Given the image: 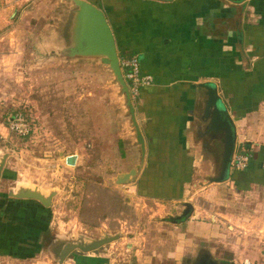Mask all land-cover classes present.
Listing matches in <instances>:
<instances>
[{"label":"rangeland","instance_id":"374dc122","mask_svg":"<svg viewBox=\"0 0 264 264\" xmlns=\"http://www.w3.org/2000/svg\"><path fill=\"white\" fill-rule=\"evenodd\" d=\"M16 6V16L0 30V157L7 154L4 173L11 179L0 184V198L15 187L14 180L46 196L55 191L44 218L51 232L90 237L119 232L120 238L101 248L100 254L84 258L102 256L110 264H189L194 250L201 247L227 264L231 258L225 240L241 234L226 227L220 233L226 237H209L213 224L224 219L229 226L233 220L222 217L228 208L214 203L216 195L210 189L199 192V197L195 194L201 178L189 190L192 213H197L194 226L190 217L178 224L168 220L179 221L182 209L177 202L139 200L130 187L114 184L116 174L131 166L122 140L126 139V120L112 75L99 60H60L51 48L64 43L52 32L61 30L56 23L67 24L72 5L61 0H29ZM15 113L29 123L26 137L8 129V119ZM69 156L76 158L74 166L66 164ZM204 192L206 197H201ZM221 196L225 200L235 197L227 189ZM245 196L236 200L256 204L264 199L254 192ZM239 213L242 219L250 214ZM244 222L239 223L245 224L242 234L255 236L257 227ZM25 238L27 243L17 247L19 257H12L13 249L6 253L0 249V264H56L45 252L36 254L34 243ZM62 264L73 263L68 259Z\"/></svg>","mask_w":264,"mask_h":264},{"label":"crops","instance_id":"0c3cea01","mask_svg":"<svg viewBox=\"0 0 264 264\" xmlns=\"http://www.w3.org/2000/svg\"><path fill=\"white\" fill-rule=\"evenodd\" d=\"M28 1L0 0V30L16 16V4ZM85 1L103 12L118 57H137L141 73L153 78V83L141 88L133 101L136 123L144 139L143 166L133 184L121 187H130L139 200L191 204L190 186L212 173L211 163L215 160L209 150L212 142L202 138L205 96L197 88L199 84H211L235 127L233 155H249V170H231L228 180L198 187L195 194L199 197V192L210 189L216 195L214 203L228 208L222 217L232 219L233 225L227 226L222 219L208 233L209 237L224 238L220 233L227 227L241 234L240 238L225 240L231 258L228 260L234 264H264V199L256 204L244 199L252 192L264 195V0ZM124 139L130 170L138 160L137 153ZM6 161L0 184L10 181L4 173ZM225 189L235 197L225 200L221 196ZM8 191L0 198V241L16 250L12 257H19L16 248L25 242L22 237L32 235L33 248H37L38 230L33 224L45 218L52 204L44 207L38 202L41 206L20 202L9 198ZM238 212L250 213V217L238 218ZM196 214L193 211L190 216L192 226ZM215 220L212 217L213 223ZM243 220L257 227L255 236L242 234L245 224L239 223ZM18 222L23 230L17 229Z\"/></svg>","mask_w":264,"mask_h":264},{"label":"water","instance_id":"95a60500","mask_svg":"<svg viewBox=\"0 0 264 264\" xmlns=\"http://www.w3.org/2000/svg\"><path fill=\"white\" fill-rule=\"evenodd\" d=\"M231 1L241 3L245 0ZM61 2L71 4L73 8L70 10L67 24H61L60 26L59 23H56L61 30H54L52 32L56 38H60V41L63 40L64 43H57L58 45H53L51 48L55 52H58V59L60 60H99L106 70L111 73L112 84L117 88L115 95L120 100L122 118L126 120L125 137L132 147L135 148L138 159L133 168L128 172L117 174L113 182L117 186L131 185L135 182L143 166L144 139L136 123L133 101L119 68V57L113 34L103 12L91 3L85 0H61ZM60 20L64 21V17ZM65 25V39H63L61 34ZM197 88L202 90L205 96L201 113V120L204 123L202 138L205 140L209 139L212 142L209 150L211 153H214L215 159L211 163L212 173L201 178L202 183L199 187L203 188L211 184L223 183L229 179L231 174L230 164L236 143V132L233 121L217 95L216 88L207 83L199 84ZM6 158L7 154L0 157V178ZM65 162L67 165L74 166L76 158L69 156L65 159ZM55 194V191H51L46 196L36 187H30L22 184V182H17L15 187L8 191L7 196L15 200H33L44 207H48ZM179 205L182 208L177 217L179 221L172 220L171 217L168 218L172 224L182 223L192 214L191 204L180 203ZM119 236V232L110 235L102 234L98 238L80 235L73 242H77V249L83 252H90L103 245L117 241ZM72 247L73 245L70 243L64 248L63 253ZM194 253V259L189 264H224L218 257L212 254L211 250L198 247L194 250ZM227 264H234V262L229 261Z\"/></svg>","mask_w":264,"mask_h":264},{"label":"flooded vegetation","instance_id":"af4514ba","mask_svg":"<svg viewBox=\"0 0 264 264\" xmlns=\"http://www.w3.org/2000/svg\"><path fill=\"white\" fill-rule=\"evenodd\" d=\"M9 180H11L9 178ZM15 181V180H14ZM20 202H32V204L41 206L40 204H38L37 202L31 201V200H19ZM27 208L23 207V210L25 211ZM48 211V209H45ZM26 212V211H25ZM28 213V212H27ZM50 221V220H49ZM182 222V221H181ZM34 227L36 226L37 230H38V239L36 242V246L38 249V252L36 254H38L40 251L45 252L48 257L51 260H55L56 264H62L64 263V261L70 259L72 261L73 264H110V262L107 261V259L101 257H93V256H87V257H81L83 255L89 254V253H97L100 254L101 251L100 249L103 248L106 245H103L101 247H99L98 249H94L93 251L90 252H83L80 249H77V242L74 243L73 240L77 237V236H86L89 238H98L101 235L97 236V237H90L87 236L85 234H78V235H73V234H62V233H56V232H51V230L49 229V224H48V219H42L41 221H36L35 224H33ZM35 230V229H34ZM110 234H114V233H110ZM110 234H106V235H110ZM28 238V237H27ZM120 238V236H119ZM30 239V238H28ZM28 240H26L25 238V242L27 243ZM33 241V240H32ZM115 242V241H114ZM35 243V242H33ZM72 244L73 247L71 249H69L68 251L63 253V250L66 246H68L69 244ZM75 245H74V244ZM113 243V242H112ZM0 245L1 247H5L6 249H11L10 248V244L5 243V242H1L0 241ZM20 245V244H19ZM18 247V246H17ZM14 251V250H13ZM16 252V251H15ZM20 253V252H18ZM63 253V254H62Z\"/></svg>","mask_w":264,"mask_h":264},{"label":"built area","instance_id":"2783aa9c","mask_svg":"<svg viewBox=\"0 0 264 264\" xmlns=\"http://www.w3.org/2000/svg\"><path fill=\"white\" fill-rule=\"evenodd\" d=\"M119 68L132 101L138 97L141 88L153 83V78L150 75H143L141 73L139 60L135 56L119 58ZM8 122V129L11 133L19 137H26L30 133L29 123L21 113H15ZM249 160V155L236 152L232 156L230 168L233 171H242L247 167ZM243 264L251 263L244 261Z\"/></svg>","mask_w":264,"mask_h":264},{"label":"trees","instance_id":"16d2710c","mask_svg":"<svg viewBox=\"0 0 264 264\" xmlns=\"http://www.w3.org/2000/svg\"><path fill=\"white\" fill-rule=\"evenodd\" d=\"M247 170H249V168H246V169L243 170V171H247ZM234 172H235V171H234ZM238 172H242V171H238ZM3 215H5V213H4ZM35 219L37 220V218H35ZM22 225H23V224H21L20 222H18V223H17V226H18L17 229H19V230H23V229H22ZM28 238H30V241H31V242H34V241L31 240V239H33L32 235H31L30 237H28ZM12 239H13V238H12ZM21 239L23 240V239H25V237H22ZM32 245H34V244H32ZM0 249H2V250L4 249V250H5V253H6L7 251L12 250V248L9 250V249H6L5 247H1V245H0ZM16 249H17V248H16ZM13 250H14V249H13Z\"/></svg>","mask_w":264,"mask_h":264}]
</instances>
